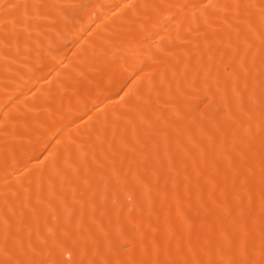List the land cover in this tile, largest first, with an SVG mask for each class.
Returning <instances> with one entry per match:
<instances>
[{
	"label": "bare ground",
	"instance_id": "obj_1",
	"mask_svg": "<svg viewBox=\"0 0 264 264\" xmlns=\"http://www.w3.org/2000/svg\"><path fill=\"white\" fill-rule=\"evenodd\" d=\"M0 264H264V0H0Z\"/></svg>",
	"mask_w": 264,
	"mask_h": 264
}]
</instances>
